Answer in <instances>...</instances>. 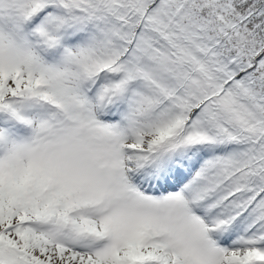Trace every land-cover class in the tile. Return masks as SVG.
I'll return each mask as SVG.
<instances>
[{
    "label": "snow or ice",
    "instance_id": "1",
    "mask_svg": "<svg viewBox=\"0 0 264 264\" xmlns=\"http://www.w3.org/2000/svg\"><path fill=\"white\" fill-rule=\"evenodd\" d=\"M0 264H264V0H0Z\"/></svg>",
    "mask_w": 264,
    "mask_h": 264
}]
</instances>
